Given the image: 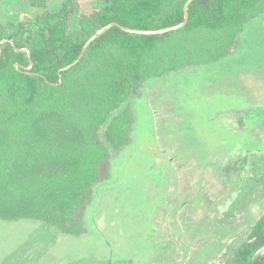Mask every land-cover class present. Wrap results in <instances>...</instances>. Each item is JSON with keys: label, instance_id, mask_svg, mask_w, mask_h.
<instances>
[{"label": "rangeland", "instance_id": "374dc122", "mask_svg": "<svg viewBox=\"0 0 264 264\" xmlns=\"http://www.w3.org/2000/svg\"><path fill=\"white\" fill-rule=\"evenodd\" d=\"M63 0H0L14 31ZM95 0H74L71 33ZM130 142L101 162L79 235L0 219V264H226L264 214V12L215 62L147 78ZM102 132H100L101 135Z\"/></svg>", "mask_w": 264, "mask_h": 264}, {"label": "trees", "instance_id": "16d2710c", "mask_svg": "<svg viewBox=\"0 0 264 264\" xmlns=\"http://www.w3.org/2000/svg\"><path fill=\"white\" fill-rule=\"evenodd\" d=\"M26 1L33 7L47 2ZM95 1L73 33L67 21L74 0L18 20L14 31L0 25L2 220H39L81 234L77 210L100 180L101 162L130 142L126 103L132 93L149 77L226 56L244 27L264 12V0H193L184 27L144 35L113 26L75 65L59 71L108 23L169 27L183 20L187 0ZM263 227L264 214L226 264H250L264 245ZM258 264H264V253Z\"/></svg>", "mask_w": 264, "mask_h": 264}, {"label": "water", "instance_id": "95a60500", "mask_svg": "<svg viewBox=\"0 0 264 264\" xmlns=\"http://www.w3.org/2000/svg\"><path fill=\"white\" fill-rule=\"evenodd\" d=\"M193 0H187L183 6V20L175 25H171L169 27H165V28H160V29H135V28H129V27H125L122 26L116 22H110L107 25L99 28L98 30L95 31V33H93L88 40L84 43L79 56L69 65H67L66 67L60 69L59 71L63 70V69H68L70 67H72L73 65H75L83 56L84 52L86 51L87 47L95 40L97 39L99 36H101L103 33H105L108 29H110L113 26H117L119 27L121 30L128 32V33H134V34H144V35H148V34H163L166 32H170V31H176L182 27H184L188 21V7L190 5V3ZM24 50V49H21ZM263 232H264V227H263ZM259 238V235H255L254 237L250 238L248 240L249 243L251 242H255L257 239ZM264 253V245H262L259 249H257V251L255 252L251 263L250 264H258V261L260 259V257L263 255Z\"/></svg>", "mask_w": 264, "mask_h": 264}]
</instances>
